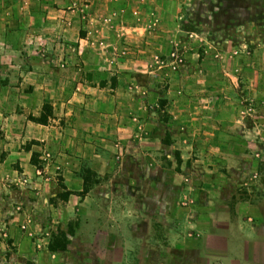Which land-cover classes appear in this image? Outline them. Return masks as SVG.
Segmentation results:
<instances>
[{"label": "rangeland", "instance_id": "obj_1", "mask_svg": "<svg viewBox=\"0 0 264 264\" xmlns=\"http://www.w3.org/2000/svg\"><path fill=\"white\" fill-rule=\"evenodd\" d=\"M70 1L93 4L75 27L60 16L58 53L76 60L49 62L72 82L52 98L29 72L54 32L0 42V264L143 263L134 241L176 255L217 214L234 231L264 219V0ZM157 200L174 218L148 212Z\"/></svg>", "mask_w": 264, "mask_h": 264}, {"label": "crops", "instance_id": "obj_2", "mask_svg": "<svg viewBox=\"0 0 264 264\" xmlns=\"http://www.w3.org/2000/svg\"><path fill=\"white\" fill-rule=\"evenodd\" d=\"M58 1L59 0H30L31 6H27L22 3V0H0V42L3 47H8V50L17 52V49L24 47V45L29 44L31 41H36V43H38L37 36L41 33H43L45 37L50 38L48 34L54 32L56 41H54L55 43L53 46L55 47V51L51 50V53L46 52L40 55V57L33 58L34 62L41 61V65H36L33 71L29 72V74L39 78V80L44 77L43 82H36V94H34V99L36 100L46 97L47 95L52 98V93L49 94L48 92L52 91L51 88H55L56 85H62L64 87L72 85L69 78L58 77L54 69V64L49 63L52 61L57 62L62 58L71 62L76 60L73 55L58 53L59 50H61L59 47L61 43H58L57 38L60 39L62 34L59 35V32L56 30L59 29L58 23L60 21V16H64L65 13L72 16L73 20L72 22H68V28L72 24L76 26V23H83V21L81 22V12L84 13L83 16L85 17V8L87 5L89 7L93 4V2L89 5L85 4V1L81 3L79 1L78 4H75V7H73L72 3L67 6L70 0H61V3H58ZM86 21H89L88 18ZM33 33H36V35H33ZM64 36L66 39V33ZM46 43L51 49L52 43L49 40H46ZM82 60L86 61V57L82 58ZM46 79H48V81H46ZM81 87L83 93L89 89V86L85 84ZM26 100L30 101V97L28 96ZM74 107L73 104L65 105L64 102H61L56 108L62 109L61 114H63V111L68 114L69 111L67 109ZM82 115H84V113H82ZM226 145L221 148L224 150L227 149ZM177 151L179 153L178 157H180V160L182 159L181 162H183L181 150L179 149ZM147 201L153 200L149 198ZM156 204L160 207L148 208V212L151 215L158 213L166 216L168 221L174 218V209L170 207L169 203L165 204L164 200H157ZM146 225V221L143 220L142 224H136L134 231H137L140 236V227H142L143 230ZM229 225V223H223L220 216L217 214L212 226L214 230H211V228L208 231L201 230V234L197 232V235L194 234L190 238L187 236L178 237L176 241V255H173V250L166 249L164 243L159 247L155 243L156 240L152 237V239H147L146 244H142L141 240H138L137 242L134 241L131 246L133 253H139L142 245L147 248V253L150 255H148L145 262H128L127 260H123L121 255L119 257H112V259H109V262L110 264H264V219L259 220V222L255 224L242 220L241 223L237 225L235 231L230 229ZM124 247L126 246L122 244V241H118V245L113 243L109 246L108 250L110 252L120 251L122 254ZM189 247H195L197 259L193 261L188 260L186 257ZM158 252L163 253L162 260H160L159 263L154 260L155 254ZM173 256L176 257H174L173 262H171L170 258H173ZM135 259L138 260L137 257Z\"/></svg>", "mask_w": 264, "mask_h": 264}, {"label": "trees", "instance_id": "obj_3", "mask_svg": "<svg viewBox=\"0 0 264 264\" xmlns=\"http://www.w3.org/2000/svg\"><path fill=\"white\" fill-rule=\"evenodd\" d=\"M180 159V158H179Z\"/></svg>", "mask_w": 264, "mask_h": 264}]
</instances>
